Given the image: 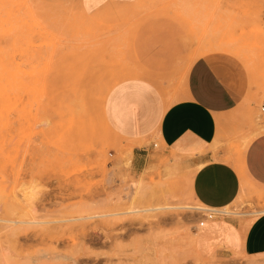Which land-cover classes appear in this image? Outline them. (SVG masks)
<instances>
[{"label":"rangeland","instance_id":"rangeland-1","mask_svg":"<svg viewBox=\"0 0 264 264\" xmlns=\"http://www.w3.org/2000/svg\"><path fill=\"white\" fill-rule=\"evenodd\" d=\"M204 55L262 123L264 0H0V264H264L218 221L264 210L240 164L232 213L181 207L190 156L155 138L137 165L104 115L131 77L175 97Z\"/></svg>","mask_w":264,"mask_h":264},{"label":"crops","instance_id":"crops-1","mask_svg":"<svg viewBox=\"0 0 264 264\" xmlns=\"http://www.w3.org/2000/svg\"><path fill=\"white\" fill-rule=\"evenodd\" d=\"M247 91L245 78L229 81L215 60L204 55L191 64L175 97L165 96L151 80L131 77L110 90L104 115L116 136L133 142L137 165L152 147L146 142L155 138L190 156L191 166L197 167L190 183L192 194L205 206L223 208L241 192L239 164L247 181L264 192V120L257 123L254 103L244 99ZM218 221L228 224L225 229L236 237L240 252L264 254V212L247 228L245 220ZM220 237L215 234L233 250Z\"/></svg>","mask_w":264,"mask_h":264},{"label":"bare ground","instance_id":"bare-ground-1","mask_svg":"<svg viewBox=\"0 0 264 264\" xmlns=\"http://www.w3.org/2000/svg\"><path fill=\"white\" fill-rule=\"evenodd\" d=\"M61 7H57V8H54V10H59ZM86 16V15H85ZM7 20V19H6ZM1 71V70H0ZM263 112V111H262ZM84 113V112H83ZM262 116H263V118H264V112L262 113ZM259 125H261L260 123V121H258L257 122ZM262 128H264V127H262ZM157 145V144H156ZM242 148V147H241ZM132 152V151H131ZM197 170V167H194V168H192L191 170H190V174H189V176H188V178H189V181L191 182V180H192V177H193V175H194V173H195V171ZM174 173V172H173ZM26 187V186H25ZM144 188H145V186L144 187H140V185L139 186H136L135 187V189H136V191H134V194L132 195V197H131V201H134V199H135V197L138 195V194H140L141 195V193H143V190H144ZM24 191V190H23ZM244 191V189L242 188L241 189V192H243ZM240 192V194L242 195V193ZM28 196H30V195H28ZM192 196L194 197V195L192 194ZM144 197V196H143ZM239 197V196H238ZM194 199L198 202V204L199 205H194V206H190V205H183V206H181V207H185V208H194V209H198V210H205V212H206V210L207 211H214V212H220V213H232V211H228L227 210V208L229 207V205L228 206H226V207H223V208H211V207H209V206H205V205H203L202 203H200L195 197H194ZM175 207H178L177 205L175 206ZM166 208H168V206L166 207ZM264 212V210H261V211H259V212H255V214L256 213H258V214H260V213H263ZM241 213V212H240ZM239 212H234V214H240ZM207 215L209 216L208 218H211L213 215H212V213L211 212H208L207 213ZM258 216V215H257ZM255 220V219H254ZM253 220V218L252 219H249V220H246L245 221V223L247 224V226L249 227V225H251V223L254 221Z\"/></svg>","mask_w":264,"mask_h":264},{"label":"built area","instance_id":"built-area-1","mask_svg":"<svg viewBox=\"0 0 264 264\" xmlns=\"http://www.w3.org/2000/svg\"><path fill=\"white\" fill-rule=\"evenodd\" d=\"M261 109H262V111L264 112V102L262 103V105H261ZM213 217V216H212ZM211 217V218H212Z\"/></svg>","mask_w":264,"mask_h":264},{"label":"snow or ice","instance_id":"snow-or-ice-1","mask_svg":"<svg viewBox=\"0 0 264 264\" xmlns=\"http://www.w3.org/2000/svg\"><path fill=\"white\" fill-rule=\"evenodd\" d=\"M206 72H210V70H205Z\"/></svg>","mask_w":264,"mask_h":264}]
</instances>
